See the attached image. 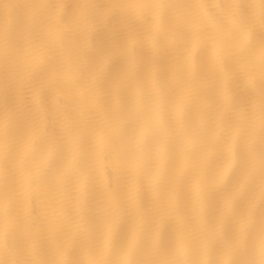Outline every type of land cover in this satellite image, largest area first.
Listing matches in <instances>:
<instances>
[{
    "label": "snow or ice",
    "instance_id": "obj_1",
    "mask_svg": "<svg viewBox=\"0 0 264 264\" xmlns=\"http://www.w3.org/2000/svg\"><path fill=\"white\" fill-rule=\"evenodd\" d=\"M23 7L40 12V26L30 19L25 32L0 23L8 68L0 90L31 94L37 104L50 88L61 95L50 111L25 110L19 99L0 108V264H264V0H78L74 7L27 0ZM111 20L125 23L130 39L105 60L126 57L109 83L102 65L88 70L83 38ZM145 45L161 97L173 94L166 50L182 52L172 77L182 91L194 93L193 84L206 87L215 75L230 82L227 108L214 119L226 137L182 106L149 119L160 101L137 55ZM20 59L22 70L14 67ZM97 117L107 130L90 148ZM138 124L136 139H127ZM179 128L191 151L172 170L173 144L163 133ZM105 175H128V190L118 194Z\"/></svg>",
    "mask_w": 264,
    "mask_h": 264
},
{
    "label": "bare ground",
    "instance_id": "obj_2",
    "mask_svg": "<svg viewBox=\"0 0 264 264\" xmlns=\"http://www.w3.org/2000/svg\"><path fill=\"white\" fill-rule=\"evenodd\" d=\"M27 0H0V23L8 24L11 23L13 28L20 26L25 32L29 26L30 19L35 21L37 27L40 26L41 14L38 10L28 9L23 7ZM70 7H74L78 0H66ZM99 2L107 3L109 0H99ZM214 2H220V0H214ZM169 21L165 19V27H168ZM149 27L148 22H144L142 25V31H146ZM126 34V39L123 49L127 46L130 39V33L126 27V24L121 21H113L112 28L101 29L99 31H92L90 33L91 37L95 40L96 47L98 49H111L107 52L101 61L98 63L102 65L103 73H106L111 66L110 76L105 78L109 83L115 82L119 79L122 69L124 66L120 61H114L118 56H114L110 64L105 63L108 56L112 55L116 50L121 48H116L114 45ZM137 55L141 61V66L145 70L146 79L153 84L156 91L157 99L160 101L155 107L152 116L149 119L154 120L157 113L163 112L164 115H170L176 107L182 106L186 109L187 114L193 119L201 121L205 127L212 132L219 134L222 138L226 137V133L223 132L216 123L214 119L216 113L224 111L227 108L225 103V95H232L231 84L226 82L221 76L215 75L209 81L206 87H201L197 82L192 85L194 93L182 91L177 88L174 83H172V77L177 71V66L182 61V52L175 50H166L163 55V64L169 76V81L171 87L173 88V94L170 97H161L159 86L155 84L154 77L158 73V68L152 64L153 51L150 47L145 45L137 49ZM33 62L38 59V55L33 52L31 57ZM14 67L23 69L25 67V60L20 59L16 62ZM0 69L3 72L0 76L6 77L8 75V68L3 62H0ZM70 70V66L65 69V71ZM243 83V79L241 80ZM257 84H259V76L257 74ZM61 94L57 91L55 87L50 88L46 93V98L43 104L34 103L31 94L25 93L22 99L18 98L15 91H9L4 93L0 90V108H3L5 104L12 105L18 101L22 104L25 110L32 111H50L53 105L56 103L58 97ZM145 117L142 114V120ZM141 125L131 127L126 130L125 137L127 139L134 140L140 132ZM100 129L107 130V125L104 124L102 119L96 118V126L89 129V147L92 148L95 144V137L97 131ZM56 132H60V128L57 125ZM165 139L167 140L170 136L171 142L173 144V160L171 161L172 170H177L182 167L184 158L187 153L191 151V137L189 133L182 129H175L169 132L163 133ZM120 145V140L115 141V146ZM203 153L201 156L203 157ZM159 158V146H153V162L155 163ZM131 171V170H129ZM128 175H122L119 178L115 176L105 175V182H111L112 186L116 189L118 194H123L128 190ZM99 188L96 189V196L99 199ZM183 198L186 200L190 195L187 187L182 189ZM141 196L143 200L147 203L151 200V194L147 190L146 180L142 181L141 184ZM258 196V193H257Z\"/></svg>",
    "mask_w": 264,
    "mask_h": 264
},
{
    "label": "clouds",
    "instance_id": "obj_3",
    "mask_svg": "<svg viewBox=\"0 0 264 264\" xmlns=\"http://www.w3.org/2000/svg\"><path fill=\"white\" fill-rule=\"evenodd\" d=\"M113 21L114 20H111V21H103V22H100V23L96 24L95 31H99L101 29H108V30H110L112 28ZM126 38L127 37H126V34H125L114 45V47L123 49ZM83 42H84V57H85V62H86L87 68H88L89 71H95V64H98L101 61V59L103 58V56L107 52L111 51V49H103V50L102 49H98L96 47L95 40L91 37L90 34L86 35L83 38ZM88 57H92L94 59V62L95 63L88 64L87 63V58ZM115 61H120L123 66L126 65V57H124L122 55L116 57L114 59L113 63ZM2 72H3V69H0V73H2ZM110 72H111V66L109 67V69L107 70V72L104 73V77L110 76ZM4 82H5V77L0 76V87H2L4 85Z\"/></svg>",
    "mask_w": 264,
    "mask_h": 264
}]
</instances>
